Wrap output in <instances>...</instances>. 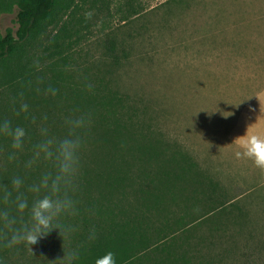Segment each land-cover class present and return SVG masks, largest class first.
Masks as SVG:
<instances>
[{
  "label": "trees",
  "instance_id": "trees-1",
  "mask_svg": "<svg viewBox=\"0 0 264 264\" xmlns=\"http://www.w3.org/2000/svg\"><path fill=\"white\" fill-rule=\"evenodd\" d=\"M140 3L0 0V10L18 9L17 29L0 34V119L8 118L28 133L12 162L7 160L10 140L0 137V185L16 175L26 184L39 176L40 168H24L44 125L39 116L32 123L33 103L46 107L45 123L52 116L49 102L57 100L70 102L73 114L92 117L75 197L79 214L61 218L76 231L63 240L54 229L31 246L33 252L23 244L0 249V264H66L65 251L79 253L76 264H93L107 251L116 254L117 264H264V240L242 237L250 229L248 216L214 176L187 154L167 149L151 126L133 122L136 112L125 108L133 107L107 77L76 63L66 69L95 29L106 32L105 22L113 14H121L122 21L127 14H140L135 8ZM116 43L107 35L110 66L127 57L124 48L117 54ZM22 103L28 105L27 113L20 112ZM64 119L50 123L54 134H63Z\"/></svg>",
  "mask_w": 264,
  "mask_h": 264
},
{
  "label": "rangeland",
  "instance_id": "rangeland-1",
  "mask_svg": "<svg viewBox=\"0 0 264 264\" xmlns=\"http://www.w3.org/2000/svg\"><path fill=\"white\" fill-rule=\"evenodd\" d=\"M135 8L140 14H113L106 32L95 29L66 69L76 63L107 77L134 108L125 107L136 112L133 122L151 126L242 205L250 227L242 237L264 240V173L237 159L231 144L239 114L264 89V0H141ZM17 12L0 10V34L17 29ZM107 35L119 56L127 52L117 65L105 58ZM70 105L49 102L45 123L46 107L32 104L49 128L73 115Z\"/></svg>",
  "mask_w": 264,
  "mask_h": 264
},
{
  "label": "clouds",
  "instance_id": "clouds-1",
  "mask_svg": "<svg viewBox=\"0 0 264 264\" xmlns=\"http://www.w3.org/2000/svg\"><path fill=\"white\" fill-rule=\"evenodd\" d=\"M91 15V12L86 13V18ZM48 91L56 94L54 89ZM256 97L260 101L261 116L257 122L247 125L245 133L237 136L231 144L236 146L234 155L237 159L251 161L264 173V127L260 126L264 118V99L260 95ZM20 112H28L26 103L20 105ZM35 122L33 117L32 123ZM91 125V113L83 112L65 117L62 135L54 134L46 125L40 126L39 139L32 144L30 156L24 162L28 171L40 168L39 176L26 184L24 177L16 175L9 184L0 185V249L13 250L23 244L33 252L31 246L54 229L59 230L63 240L68 232L76 231L74 227L61 223V218L79 214L75 197L80 188L82 152ZM27 135L25 127L13 125L8 118L0 119V137L10 140L9 162L18 159ZM90 238H95V229L91 230ZM78 256L76 251L71 254L65 251L62 260L66 264H76ZM93 264H117L116 254L107 251L97 256Z\"/></svg>",
  "mask_w": 264,
  "mask_h": 264
},
{
  "label": "crops",
  "instance_id": "crops-1",
  "mask_svg": "<svg viewBox=\"0 0 264 264\" xmlns=\"http://www.w3.org/2000/svg\"><path fill=\"white\" fill-rule=\"evenodd\" d=\"M258 95L261 96V99H264V89L260 91ZM245 108L242 109L239 114L238 122L232 129L234 139L237 136L243 135L247 125L257 122L258 117L261 116L260 101L258 97H256L255 100H252ZM250 109H255V111H251ZM260 126L264 127V118L261 119Z\"/></svg>",
  "mask_w": 264,
  "mask_h": 264
}]
</instances>
